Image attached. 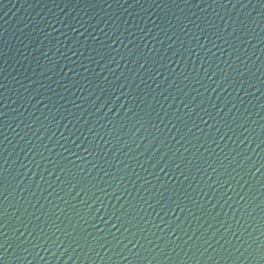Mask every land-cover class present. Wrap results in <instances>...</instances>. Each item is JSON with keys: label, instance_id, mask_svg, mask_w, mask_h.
<instances>
[{"label": "water", "instance_id": "95a60500", "mask_svg": "<svg viewBox=\"0 0 264 264\" xmlns=\"http://www.w3.org/2000/svg\"><path fill=\"white\" fill-rule=\"evenodd\" d=\"M0 264H264V0H0Z\"/></svg>", "mask_w": 264, "mask_h": 264}]
</instances>
